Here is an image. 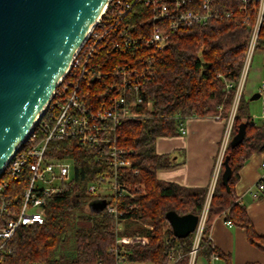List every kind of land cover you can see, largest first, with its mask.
Returning a JSON list of instances; mask_svg holds the SVG:
<instances>
[{"label": "trees", "instance_id": "16d2710c", "mask_svg": "<svg viewBox=\"0 0 264 264\" xmlns=\"http://www.w3.org/2000/svg\"><path fill=\"white\" fill-rule=\"evenodd\" d=\"M236 6L234 4L237 12ZM253 23L251 13L248 21L241 17L213 20L171 33L166 47L161 50H140L143 58L153 59L152 75L141 90L143 100H150L151 107L147 109L142 103L139 110L143 115L122 121L117 129L118 146L131 152L128 158L132 167L139 171L136 176H125V182L137 196L121 199L118 206L120 210L126 205L130 207L124 216V234L139 243L130 250L129 259L167 264V239L181 243L184 253L190 250L191 235L175 238L166 214L199 216L207 189H189L158 180L156 172L171 168L173 162L168 155L156 153L155 141L158 137L179 134L178 116L229 118ZM263 47L264 15L256 41V48ZM110 54L126 61L132 56ZM249 104V98L242 94L232 119L201 240L200 257L208 260L216 253L219 264H232L231 258L217 249L212 250L206 236L213 221L220 216L232 226L243 229L248 243L264 253V236L256 233L245 206L239 203L234 191L244 160L252 153L264 156V119L253 122ZM242 125L243 137L231 145L230 140L239 133ZM46 150L50 157L73 160V179L62 192L47 200L46 218L42 224L21 227L15 232L2 254L1 264H97L99 261L111 264L107 249L114 240V220L100 213H86L84 209L91 200L85 195L86 186L94 183L101 174L111 172L105 147L79 146L75 140H52ZM225 157L231 169L230 193L221 183ZM4 175L0 176V182ZM7 180L6 194L19 193L25 186L22 177ZM262 197L264 190L258 196Z\"/></svg>", "mask_w": 264, "mask_h": 264}, {"label": "built area", "instance_id": "2783aa9c", "mask_svg": "<svg viewBox=\"0 0 264 264\" xmlns=\"http://www.w3.org/2000/svg\"><path fill=\"white\" fill-rule=\"evenodd\" d=\"M237 4V12L234 7ZM226 5L229 7L226 8ZM250 13L254 23L236 84L230 116L218 151L216 165L208 186L204 207L198 224L191 234L188 253L183 245L166 240L167 264H219L218 254L208 260L200 257L207 210L218 178L222 158L234 112L249 70L252 54L264 15V0H108L99 18L92 25L80 48L59 80L49 102L43 108L30 134L12 155L4 168L0 182V264L2 254L15 232L21 227L42 224L46 218L47 200L62 192L73 179L74 166L70 158L50 157L47 144L52 140H75L79 146H102L106 149L110 173L101 174L86 186L85 195L92 202L106 201L100 213L114 220V240L107 249L111 264H154L129 259L130 250L138 247L135 238L124 234V216L130 209H119V201L137 194L125 182V176L138 175L128 158L130 151L118 146V126L126 120L141 117L142 103L147 109L151 101L143 100V84L152 75V57L143 58L142 49L161 50L166 47L171 33L207 24L209 21L238 17L248 21ZM240 15V16H239ZM112 52L132 54L126 61L113 57ZM257 92L264 97V78ZM219 117V116H216ZM188 117L178 116L179 133L185 134ZM264 119V114H262ZM253 122H255L252 117ZM262 172L256 183L258 197L264 190V159ZM0 175V176H1ZM24 178L25 186L19 193L6 194L9 178ZM143 189V186H140ZM258 194V195H257ZM77 197V196H76ZM228 226H232L226 222ZM151 228L150 226H146ZM206 240L215 250L210 233ZM97 264H103L99 261Z\"/></svg>", "mask_w": 264, "mask_h": 264}, {"label": "water", "instance_id": "95a60500", "mask_svg": "<svg viewBox=\"0 0 264 264\" xmlns=\"http://www.w3.org/2000/svg\"><path fill=\"white\" fill-rule=\"evenodd\" d=\"M108 0H0V175L30 134L75 52ZM260 97L255 92L250 98ZM243 137V125L230 140ZM226 192L231 169L223 160ZM106 201L92 202L100 212ZM197 215L166 214L173 236L184 239L198 224Z\"/></svg>", "mask_w": 264, "mask_h": 264}, {"label": "crops", "instance_id": "0c3cea01", "mask_svg": "<svg viewBox=\"0 0 264 264\" xmlns=\"http://www.w3.org/2000/svg\"><path fill=\"white\" fill-rule=\"evenodd\" d=\"M255 92L257 90L249 92L250 102L259 98L263 100L262 97L251 99ZM226 125L227 119L224 118L190 116L185 122V134L158 137L156 153L168 155L173 166L158 170L157 179L184 188L208 190ZM262 159V153H252L246 158L234 186L235 195L245 206L259 236H264V197H254V194L262 174ZM210 237L215 249L229 255L232 264H264V253L248 243L243 229L228 226L223 216L213 221Z\"/></svg>", "mask_w": 264, "mask_h": 264}, {"label": "rangeland", "instance_id": "374dc122", "mask_svg": "<svg viewBox=\"0 0 264 264\" xmlns=\"http://www.w3.org/2000/svg\"><path fill=\"white\" fill-rule=\"evenodd\" d=\"M264 78V47L256 48L252 54L249 70L244 82L243 91L244 97L250 96V91L254 92L258 89L260 83ZM249 111L255 122L261 121L263 114V100L261 98L251 101L249 104ZM85 209V208H84ZM87 213V211H85ZM138 224H142L137 221ZM144 227L149 226L142 224ZM147 228V227H146Z\"/></svg>", "mask_w": 264, "mask_h": 264}]
</instances>
